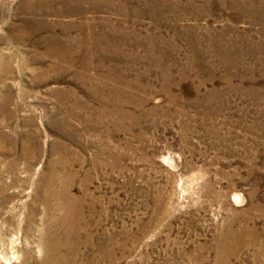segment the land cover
<instances>
[{
	"label": "rangeland",
	"instance_id": "374dc122",
	"mask_svg": "<svg viewBox=\"0 0 264 264\" xmlns=\"http://www.w3.org/2000/svg\"><path fill=\"white\" fill-rule=\"evenodd\" d=\"M263 1L0 0V228L21 254L47 256L64 188L91 238L76 264H264ZM69 32L72 62L49 51Z\"/></svg>",
	"mask_w": 264,
	"mask_h": 264
},
{
	"label": "bare ground",
	"instance_id": "6f19581e",
	"mask_svg": "<svg viewBox=\"0 0 264 264\" xmlns=\"http://www.w3.org/2000/svg\"><path fill=\"white\" fill-rule=\"evenodd\" d=\"M6 1V7L9 8L10 6V0ZM43 1V0H42ZM39 2V1H38ZM264 2V1H263ZM235 3V2H234ZM158 4V3H157ZM170 7V6H169ZM218 7V6H217ZM236 8V7H235ZM158 9V8H157ZM7 10V9H6ZM31 10V9H30ZM46 10V9H45ZM84 13V12H83ZM28 14V13H27ZM78 15V14H77ZM80 15V14H79ZM78 15V16H79ZM60 19V18H59ZM95 19V18H94ZM82 23V22H81ZM112 25V24H111ZM77 26V25H76ZM22 28V27H21ZM80 29H83L82 26H80ZM119 29V28H118ZM83 33V32H82ZM120 33V32H119ZM99 34V33H98ZM79 35V34H78ZM64 36V37H63ZM59 36L52 34L49 38L51 41V49H49L50 52H60L61 56L65 58L66 61L72 62V45H73V37L71 36V33H65V35ZM97 36V35H96ZM117 36V35H116ZM103 38V37H102ZM120 38V37H119ZM217 38V37H216ZM81 39V38H80ZM100 39V38H99ZM82 40V39H81ZM84 40V39H83ZM75 41V40H74ZM95 41V40H93ZM78 42V41H77ZM80 42V41H79ZM82 42V41H81ZM87 42V41H86ZM85 43V42H84ZM77 44V43H76ZM95 44V42H94ZM75 46V45H74ZM82 46V45H81ZM93 46V45H92ZM99 48V47H98ZM121 49V48H120ZM77 50V49H76ZM75 50V51H76ZM80 51V50H79ZM83 51V50H82ZM94 53V52H93ZM99 53V52H97ZM86 56V55H85ZM108 57V56H107ZM74 59V58H73ZM89 59V58H88ZM125 61V60H124ZM8 64V63H7ZM67 64V63H66ZM4 66V65H3ZM7 67V66H6ZM77 75V74H76ZM103 83V82H102ZM98 85V84H97ZM242 89V88H241ZM55 124V122H54ZM57 124V123H56ZM66 125V124H65ZM59 126V125H58ZM60 129V128H59ZM59 129H56L57 131ZM55 130V129H54ZM64 130V129H63ZM61 136H67L66 132L59 131ZM65 136V137H66ZM78 141V140H77ZM67 145V144H66ZM36 147V146H35ZM62 147V146H61ZM24 150V149H23ZM37 150V149H36ZM67 151V150H66ZM21 153V152H20ZM18 154V153H17ZM168 157V156H167ZM18 158V156H17ZM21 158V157H20ZM16 159V158H15ZM18 161V160H17ZM16 161V162H17ZM28 162V161H27ZM27 164V163H26ZM29 164V163H28ZM33 165V164H32ZM32 167V166H31ZM25 168V167H24ZM27 171V170H26ZM64 172V171H63ZM3 176V175H2ZM72 176V175H71ZM10 178V177H9ZM70 180V179H69ZM72 183V182H71ZM7 184V182H6ZM9 184V183H8ZM57 184V183H56ZM61 184V183H60ZM54 185V184H52ZM73 185V184H72ZM46 186V185H45ZM41 189V187H40ZM50 189V187H49ZM38 190V189H37ZM58 198L61 197L62 200L58 202V207L60 209H63L65 211V215L63 218L59 219H53V223L60 226V231L56 234H52L51 241L49 242H42L39 241V247L44 248L47 256L40 260L32 253L33 247H36L34 240L28 239L26 240V244L31 245L26 252H23L21 254V248L25 244H23L22 239H20L18 232L17 233H11L13 232L10 230L11 226V218H8L4 221V226L6 228L3 231V228H0V258H4L8 261L11 260H19L20 264H69L67 259L74 260L75 256L81 253L82 247L86 243L91 241V238L84 232L83 224L85 221L84 214L81 212L82 206H78L77 203H79L77 200H75L74 195L71 193L69 189H62L59 192H56L55 190H50L49 194L45 197L44 205L46 206V209L49 210V204L50 199L52 196L57 195ZM7 195V194H6ZM3 196V195H2ZM38 196V195H37ZM53 196V197H54ZM78 196V195H77ZM4 197V196H3ZM6 197V196H5ZM79 197V196H78ZM77 197V198H78ZM239 197V196H238ZM13 198V197H12ZM40 198V197H39ZM6 200V199H5ZM9 200V199H8ZM55 200V199H54ZM53 200V201H54ZM36 201V200H35ZM85 201V200H84ZM55 202V201H54ZM81 202V201H80ZM1 203V202H0ZM34 203V202H33ZM57 203V202H56ZM40 205V204H39ZM83 205V204H82ZM53 206V205H52ZM57 207V206H56ZM4 208V207H3ZM6 208V207H5ZM4 208V209H5ZM45 209V210H46ZM2 211V210H1ZM62 213V212H61ZM44 214V213H43ZM2 215V214H1ZM44 216V215H43ZM56 216V215H55ZM62 216V215H61ZM2 217V216H1ZM47 217V216H46ZM30 218V217H28ZM55 218V217H54ZM36 221V220H35ZM47 222V221H46ZM51 222V221H50ZM52 223V224H53ZM89 223V222H88ZM53 224V225H54ZM37 225V224H36ZM49 225V224H47ZM51 226V225H50ZM58 226V227H59ZM26 227V226H25ZM24 227V228H25ZM46 228V227H45ZM21 229V228H20ZM2 230V231H1ZM18 230V229H17ZM57 230V229H56ZM55 230V232H56ZM87 230V229H86ZM91 231V230H90ZM16 232V231H15ZM22 232V231H21ZM45 232V229H44ZM54 232V233H55ZM91 234V233H90ZM24 235V234H23ZM28 235V234H27ZM22 236V235H21ZM31 237V236H30ZM50 237V236H49ZM98 237V236H97ZM108 238V237H107ZM34 239V238H33ZM40 239V237H39ZM44 240V239H43ZM99 241V240H98ZM112 243V238H108L104 241H99L98 245L96 243V250L101 255L103 260H112L113 254L115 253L113 248H108V246ZM117 244V243H116ZM88 247V246H87ZM121 249V248H120ZM25 251V250H24ZM44 251V252H45ZM95 251V250H94ZM84 252V251H83ZM85 253V252H84ZM36 254V253H35ZM21 255V256H20ZM81 256V255H80ZM79 257V256H78ZM93 258V257H92ZM90 259V258H89ZM101 259V258H100ZM2 260V259H1ZM0 260V261H1ZM88 260V259H87ZM77 261V260H76ZM7 262V261H6ZM17 262V261H16ZM70 262V264H76L75 260ZM87 262V261H86ZM14 264V263H13ZM90 264H99L96 261H91Z\"/></svg>",
	"mask_w": 264,
	"mask_h": 264
}]
</instances>
